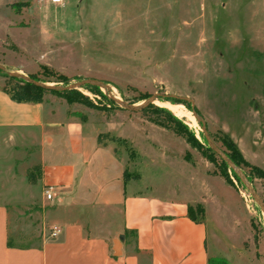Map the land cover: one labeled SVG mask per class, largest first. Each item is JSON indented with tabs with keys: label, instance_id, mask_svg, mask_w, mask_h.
Listing matches in <instances>:
<instances>
[{
	"label": "rangeland",
	"instance_id": "rangeland-1",
	"mask_svg": "<svg viewBox=\"0 0 264 264\" xmlns=\"http://www.w3.org/2000/svg\"><path fill=\"white\" fill-rule=\"evenodd\" d=\"M0 66V88L14 73L59 87L57 77L67 85L101 82L127 104L151 95L188 98L209 136L227 137L264 174V0H0ZM77 91L91 106L49 94L43 101L59 103L63 116L95 133L136 191L201 207L210 264H264V215L242 185L226 180L185 138L151 123L153 114ZM178 120L203 144L197 122ZM27 147L14 146L19 193L32 187L26 173L36 179L38 171L36 151ZM251 185L264 203V179ZM24 207L15 208L19 224Z\"/></svg>",
	"mask_w": 264,
	"mask_h": 264
},
{
	"label": "crops",
	"instance_id": "crops-1",
	"mask_svg": "<svg viewBox=\"0 0 264 264\" xmlns=\"http://www.w3.org/2000/svg\"><path fill=\"white\" fill-rule=\"evenodd\" d=\"M60 108L16 103L0 88V264H208L207 226L188 218L189 201L136 191L113 151ZM15 143L39 158L22 193L13 186ZM54 226L61 233L52 239Z\"/></svg>",
	"mask_w": 264,
	"mask_h": 264
},
{
	"label": "trees",
	"instance_id": "trees-1",
	"mask_svg": "<svg viewBox=\"0 0 264 264\" xmlns=\"http://www.w3.org/2000/svg\"><path fill=\"white\" fill-rule=\"evenodd\" d=\"M9 77V76H8ZM28 78L40 82V83H46V81L39 79L34 76H28ZM56 83H61L64 86L68 84L67 80L63 79L62 77H57ZM85 90H88L91 93L94 94H100L102 98H104L109 104L115 105L110 100H107L103 95H101L100 90L98 87L94 86H84L82 87ZM1 90L9 96V98L16 102V103H23V104H38L43 101V97L47 94L55 96L61 100H63L66 104L72 105V104H79V105H89L90 102L86 97L81 95L77 90H69L64 92H58V91H45L43 89H40L38 87H35L32 84H29L23 80L15 79L9 77L6 84L1 88ZM148 97H142L136 101L129 102L128 104H136L139 101H144ZM174 103L173 101H171ZM190 111V106L187 103H181ZM91 106V104L89 105ZM141 115L148 116V114H153V119H148L151 123H153L156 126L171 130L174 134L177 136L183 137L186 140V143L191 146L192 148H195L199 151L201 156L205 158L208 162L212 164H216L218 168L221 170L223 176L226 180H228L231 184L230 177H232L238 185H241L237 177L229 171L226 164L221 161L207 146L206 142L203 139L202 134H200L201 139L203 140V144L198 142V140L189 133L187 127L183 125L182 121L178 120L176 117H174L169 111L158 108L154 105H149L139 111ZM160 117H163L161 119ZM187 134V136H186ZM213 142L220 143V150L239 168L245 176L247 177L248 181L251 183L252 179L254 178H262L264 179V174L259 169L251 167L241 156L240 152L235 148L233 143L224 136L220 137H213L211 138ZM230 174V175H229ZM27 180L31 185H34L38 176L36 179L28 175L26 173ZM187 216L188 218L195 223H201L202 219L200 217L203 216V210L199 206H187ZM208 264H210V261H208ZM220 264H226L225 262Z\"/></svg>",
	"mask_w": 264,
	"mask_h": 264
},
{
	"label": "water",
	"instance_id": "water-1",
	"mask_svg": "<svg viewBox=\"0 0 264 264\" xmlns=\"http://www.w3.org/2000/svg\"><path fill=\"white\" fill-rule=\"evenodd\" d=\"M0 71L5 72V69L0 66ZM7 75L11 78H15V79H20L23 80L29 84L34 85L35 87H38L40 89H43L45 91H58V92H64V91H69V90H77L79 88H82L84 86H94V87H98L99 89L104 88L107 92V96L109 98L110 101H112L113 103L117 104L118 106L122 107L125 110H128L130 112H139L141 109L149 106V105H153L154 101L159 100V101H165L166 103H170L172 105H183L181 103H187L190 106V113L193 115V117L195 118L197 124L200 126L201 128V134L203 136L204 141L206 142L208 148L221 160L223 161L226 166L228 167L229 171L232 172L237 179L239 180L240 184L242 185V187L248 192V194L250 195V197L252 198V200L255 202V204L260 208V210L262 211L263 215H264V203L263 201L260 199V197L257 195L256 191L254 190V188L252 187L251 183L248 181L247 177L245 176V174L243 173V171H241V169H239L217 146L216 144L213 142V140L211 139V137L209 136L206 128H205V123L204 121L199 117V115L195 112L194 109V104L193 102L188 99V98H183V97H176V96H161V95H151L149 98H147L146 100H144L140 105L138 106H134L133 104H127V103H123L117 99H115L112 94L111 91H109V88L102 84L101 82H96V81H91V80H83L77 83H73L70 85H67L65 87H59V86H54L48 83H40V82H36L26 76L23 75H19V74H14V73H7ZM171 101H173L174 103H172ZM184 106V105H183ZM119 240L122 241L123 240V236L119 237Z\"/></svg>",
	"mask_w": 264,
	"mask_h": 264
},
{
	"label": "bare ground",
	"instance_id": "bare-ground-1",
	"mask_svg": "<svg viewBox=\"0 0 264 264\" xmlns=\"http://www.w3.org/2000/svg\"><path fill=\"white\" fill-rule=\"evenodd\" d=\"M160 107H163L167 110H169L177 119H186L189 123V125H196V120L193 117V115L185 110L182 106L179 105H172L170 103H156Z\"/></svg>",
	"mask_w": 264,
	"mask_h": 264
},
{
	"label": "built area",
	"instance_id": "built-area-1",
	"mask_svg": "<svg viewBox=\"0 0 264 264\" xmlns=\"http://www.w3.org/2000/svg\"><path fill=\"white\" fill-rule=\"evenodd\" d=\"M52 5H60L62 4V0H49ZM44 197L47 201H53L54 195V187L48 186L44 189ZM61 233L59 227H51L49 229V237L54 239Z\"/></svg>",
	"mask_w": 264,
	"mask_h": 264
}]
</instances>
